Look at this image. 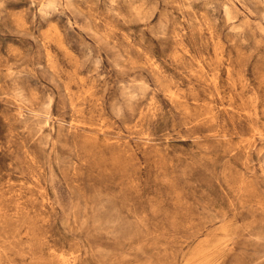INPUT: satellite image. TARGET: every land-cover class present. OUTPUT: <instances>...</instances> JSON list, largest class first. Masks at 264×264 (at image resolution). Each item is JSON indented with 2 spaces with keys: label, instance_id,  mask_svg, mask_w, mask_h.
Returning a JSON list of instances; mask_svg holds the SVG:
<instances>
[{
  "label": "rangeland",
  "instance_id": "1",
  "mask_svg": "<svg viewBox=\"0 0 264 264\" xmlns=\"http://www.w3.org/2000/svg\"><path fill=\"white\" fill-rule=\"evenodd\" d=\"M0 264H264V0H0Z\"/></svg>",
  "mask_w": 264,
  "mask_h": 264
},
{
  "label": "clouds",
  "instance_id": "2",
  "mask_svg": "<svg viewBox=\"0 0 264 264\" xmlns=\"http://www.w3.org/2000/svg\"><path fill=\"white\" fill-rule=\"evenodd\" d=\"M64 227H65V230H67L69 226L67 224H65ZM71 227L75 228L76 226L72 225Z\"/></svg>",
  "mask_w": 264,
  "mask_h": 264
}]
</instances>
